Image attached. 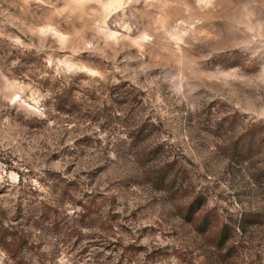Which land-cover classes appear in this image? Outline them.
Instances as JSON below:
<instances>
[{
  "label": "rangeland",
  "instance_id": "1",
  "mask_svg": "<svg viewBox=\"0 0 264 264\" xmlns=\"http://www.w3.org/2000/svg\"><path fill=\"white\" fill-rule=\"evenodd\" d=\"M50 202L31 264H264V0H0V208Z\"/></svg>",
  "mask_w": 264,
  "mask_h": 264
},
{
  "label": "trees",
  "instance_id": "2",
  "mask_svg": "<svg viewBox=\"0 0 264 264\" xmlns=\"http://www.w3.org/2000/svg\"><path fill=\"white\" fill-rule=\"evenodd\" d=\"M73 97L74 96L72 92H69L66 87H59V89H57V91L55 92L54 96L56 109L64 113H73L74 111L70 109L74 105L75 100ZM143 153L138 154H142L143 157H153L156 155V147L146 149ZM172 165L173 163L170 161L164 162L160 167L159 165H155L151 169V174L153 173L154 175H156L158 171V174L156 176L160 177L159 179L157 177H154L157 182L153 181V184L160 185L162 183V186L172 184V175H174ZM158 167L159 170H157ZM196 203V200L190 203L189 212L187 213V218L189 220L195 219V217L199 214V211L201 210L203 201L199 204ZM78 205L83 210V213H80V215H78L77 213V216L72 221L69 219L66 220V222L71 221V226H66L69 237L76 236L79 232L80 227H87L91 224H93L94 226H100L102 224L103 216L101 213H94V211L91 210L93 205L88 206L87 204H84L83 201L78 203ZM62 208L63 205H61L59 202L44 203L42 205L40 204L31 213H29L26 218L24 216L25 219L29 220V223L27 224H31V227H27V225L25 223H22L19 220L20 218H17V216L8 217V215L3 213L0 208V248L6 253L10 263L31 264L26 259L25 249L35 247L37 238L33 235V230L39 229L41 226L44 227L41 222H43V224L46 222L48 226L54 228L53 230L61 232L62 227L60 228V226L62 219H64V217L61 218V213L66 212V210H63ZM250 215H253L255 217L258 215V212L251 211ZM205 216L206 220L209 219V215L205 214ZM242 216L243 215L235 219L236 221H239V225L237 227H231L229 224L226 223L223 228H225L227 232H229V229L235 228L241 232L243 230L245 231L246 227L244 228V226L248 225L247 221H249V219ZM229 238L231 237L226 233L220 237L221 240L219 239V242L226 243ZM226 254L224 255V257H226Z\"/></svg>",
  "mask_w": 264,
  "mask_h": 264
}]
</instances>
